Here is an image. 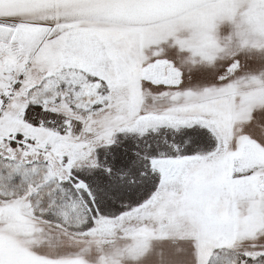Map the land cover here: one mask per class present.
Returning a JSON list of instances; mask_svg holds the SVG:
<instances>
[{
	"label": "snow or ice",
	"instance_id": "snow-or-ice-1",
	"mask_svg": "<svg viewBox=\"0 0 264 264\" xmlns=\"http://www.w3.org/2000/svg\"><path fill=\"white\" fill-rule=\"evenodd\" d=\"M0 264H264V0H0Z\"/></svg>",
	"mask_w": 264,
	"mask_h": 264
}]
</instances>
